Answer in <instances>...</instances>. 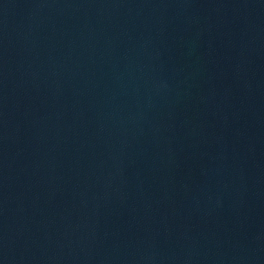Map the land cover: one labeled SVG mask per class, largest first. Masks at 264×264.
<instances>
[{
	"label": "water",
	"instance_id": "95a60500",
	"mask_svg": "<svg viewBox=\"0 0 264 264\" xmlns=\"http://www.w3.org/2000/svg\"><path fill=\"white\" fill-rule=\"evenodd\" d=\"M0 264H264V0H0Z\"/></svg>",
	"mask_w": 264,
	"mask_h": 264
}]
</instances>
